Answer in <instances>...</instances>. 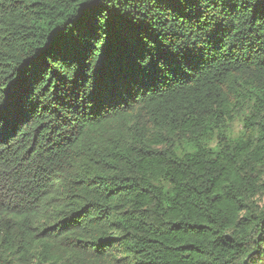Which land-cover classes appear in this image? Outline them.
<instances>
[{"label":"trees","instance_id":"1","mask_svg":"<svg viewBox=\"0 0 264 264\" xmlns=\"http://www.w3.org/2000/svg\"><path fill=\"white\" fill-rule=\"evenodd\" d=\"M262 196L264 0H0V264H264Z\"/></svg>","mask_w":264,"mask_h":264},{"label":"rangeland","instance_id":"2","mask_svg":"<svg viewBox=\"0 0 264 264\" xmlns=\"http://www.w3.org/2000/svg\"><path fill=\"white\" fill-rule=\"evenodd\" d=\"M240 130H241V125L236 124L235 128H234L235 133L237 134ZM258 203L260 204L261 208L264 209V196H262L258 199Z\"/></svg>","mask_w":264,"mask_h":264},{"label":"snow or ice","instance_id":"3","mask_svg":"<svg viewBox=\"0 0 264 264\" xmlns=\"http://www.w3.org/2000/svg\"><path fill=\"white\" fill-rule=\"evenodd\" d=\"M175 55H179V51H177V53H175Z\"/></svg>","mask_w":264,"mask_h":264}]
</instances>
